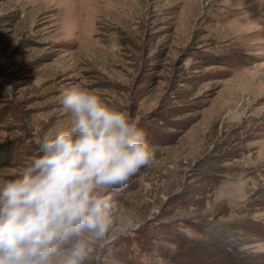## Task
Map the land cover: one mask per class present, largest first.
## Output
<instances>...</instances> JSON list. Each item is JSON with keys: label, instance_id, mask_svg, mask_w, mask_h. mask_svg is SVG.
I'll return each mask as SVG.
<instances>
[{"label": "rangeland", "instance_id": "374dc122", "mask_svg": "<svg viewBox=\"0 0 264 264\" xmlns=\"http://www.w3.org/2000/svg\"><path fill=\"white\" fill-rule=\"evenodd\" d=\"M262 15L264 0H0V183L86 87L155 149L113 190L139 226L106 264H264Z\"/></svg>", "mask_w": 264, "mask_h": 264}, {"label": "clouds", "instance_id": "9594fccd", "mask_svg": "<svg viewBox=\"0 0 264 264\" xmlns=\"http://www.w3.org/2000/svg\"><path fill=\"white\" fill-rule=\"evenodd\" d=\"M60 104L70 124L34 132L36 154L0 183V264H106L135 224L112 193L153 163L146 131L86 87L64 90Z\"/></svg>", "mask_w": 264, "mask_h": 264}, {"label": "bare ground", "instance_id": "6f19581e", "mask_svg": "<svg viewBox=\"0 0 264 264\" xmlns=\"http://www.w3.org/2000/svg\"><path fill=\"white\" fill-rule=\"evenodd\" d=\"M263 21H264V15L260 16L259 20H257L255 24L257 25L259 22H263ZM263 28H264V26L262 27V29Z\"/></svg>", "mask_w": 264, "mask_h": 264}]
</instances>
